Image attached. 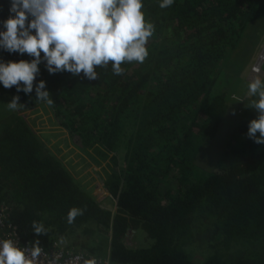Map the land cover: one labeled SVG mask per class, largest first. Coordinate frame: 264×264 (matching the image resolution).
<instances>
[{
	"label": "trees",
	"instance_id": "trees-1",
	"mask_svg": "<svg viewBox=\"0 0 264 264\" xmlns=\"http://www.w3.org/2000/svg\"><path fill=\"white\" fill-rule=\"evenodd\" d=\"M160 2L143 0L155 25L149 55L122 64V75L111 64L96 80L50 74L42 61L32 93L0 83V206L24 242L47 251L111 264H264V144L247 136L258 113L246 105L257 97L233 99L261 47L264 0ZM10 6L0 0V31ZM21 59L33 57L0 48V61ZM40 80L52 106L36 99ZM15 95L24 106L12 111ZM40 106L105 171L114 207L32 121ZM74 206L85 211L69 224ZM33 221L47 235L37 237Z\"/></svg>",
	"mask_w": 264,
	"mask_h": 264
},
{
	"label": "clouds",
	"instance_id": "clouds-1",
	"mask_svg": "<svg viewBox=\"0 0 264 264\" xmlns=\"http://www.w3.org/2000/svg\"><path fill=\"white\" fill-rule=\"evenodd\" d=\"M173 3L174 0H161L159 7L167 8ZM143 6V0H11L10 15L3 21L5 30L0 31V48L21 55L27 53L33 59L0 61V83L5 88L15 86L17 92L32 93L42 61H46L50 74L67 71L96 80L99 78L96 69H106L111 64L113 73L122 75L125 72L122 64L143 63L149 55L147 43L155 25L146 19ZM251 71L255 75L249 80L248 96L258 99L246 106L254 108L258 116L249 122L247 136L257 144H264L262 65H253ZM35 92L37 100L49 106L54 104L44 80L35 86ZM19 101V95L13 96L7 103L8 109L15 111L23 107ZM107 194L113 206L116 205L113 196ZM84 211L72 207L67 222L74 223ZM32 229L37 237L48 232L37 221L32 222ZM60 243H64L63 238ZM42 253L39 239L31 242V247L23 248L12 239L0 241V264H39ZM59 259L56 256L54 261ZM76 261L97 264L95 258L76 257Z\"/></svg>",
	"mask_w": 264,
	"mask_h": 264
},
{
	"label": "rangeland",
	"instance_id": "rangeland-1",
	"mask_svg": "<svg viewBox=\"0 0 264 264\" xmlns=\"http://www.w3.org/2000/svg\"><path fill=\"white\" fill-rule=\"evenodd\" d=\"M263 39L264 37L260 38L259 42H257L255 46H261ZM263 47L264 42L259 49L252 48V51H250L247 60L248 62L251 61V69L255 61L258 59V56L261 54ZM251 69L247 71L248 73L244 78L245 80L243 79L241 82L244 83L241 86L238 85L236 87L237 89H234L236 91L233 93V97L238 98L239 101L245 100V96H247L248 98H252L248 96V83L249 80L254 76L251 73ZM261 77L264 78V73L261 75ZM256 99H258V97ZM31 115H33V117H31L32 121L40 126L46 138L48 139V142H50V145L52 147H55L56 150H60V155L63 156L65 160L70 164V167L74 173L80 176L82 175L81 179L88 188L92 189V193L94 196H96L98 201L108 205L110 208L114 207L112 200L107 194L108 191L104 185L105 171L102 168H99V166L88 165L89 160L87 158L83 159V157H81V150L67 132L63 130L53 129V125L55 123L52 119V115L49 114L48 110L45 109V106L35 108L34 113H32Z\"/></svg>",
	"mask_w": 264,
	"mask_h": 264
},
{
	"label": "built area",
	"instance_id": "built-area-1",
	"mask_svg": "<svg viewBox=\"0 0 264 264\" xmlns=\"http://www.w3.org/2000/svg\"><path fill=\"white\" fill-rule=\"evenodd\" d=\"M257 63L262 65V75L264 73V49L258 56V59L255 61L254 65ZM252 74L255 75L254 73ZM4 239H12L21 248L25 246L31 247V243L24 242L18 233L13 230L12 225L8 222L5 208L0 206V241ZM56 256L60 257L58 262L54 261ZM76 257L95 258L97 264H111L109 256L107 258L87 257L81 253L67 252L63 248L53 249L50 251L43 249L39 264H49V261H53V264H78Z\"/></svg>",
	"mask_w": 264,
	"mask_h": 264
},
{
	"label": "crops",
	"instance_id": "crops-1",
	"mask_svg": "<svg viewBox=\"0 0 264 264\" xmlns=\"http://www.w3.org/2000/svg\"><path fill=\"white\" fill-rule=\"evenodd\" d=\"M263 42H264V39H263V41H262V44H263ZM262 44H261V46H262ZM263 49H264V47H263ZM263 49H262V50H263ZM251 73H252V72H251Z\"/></svg>",
	"mask_w": 264,
	"mask_h": 264
}]
</instances>
